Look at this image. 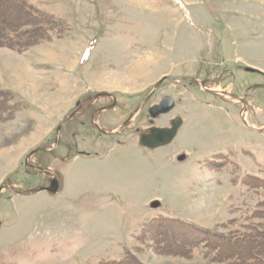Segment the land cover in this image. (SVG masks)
<instances>
[{
    "label": "rangeland",
    "instance_id": "374dc122",
    "mask_svg": "<svg viewBox=\"0 0 264 264\" xmlns=\"http://www.w3.org/2000/svg\"><path fill=\"white\" fill-rule=\"evenodd\" d=\"M1 14L20 25L0 29V186L46 185L24 160L54 144L32 161L60 182L56 193L1 191L0 264L256 261L253 249L264 247V0H0ZM163 75L242 100L190 80L163 79L151 90ZM103 91L117 98L102 117L112 126L152 94L113 136L76 113L56 137L84 96ZM163 95L175 107L150 114ZM173 115L182 125L171 143L140 145L147 125ZM248 234L249 248L234 244Z\"/></svg>",
    "mask_w": 264,
    "mask_h": 264
},
{
    "label": "water",
    "instance_id": "95a60500",
    "mask_svg": "<svg viewBox=\"0 0 264 264\" xmlns=\"http://www.w3.org/2000/svg\"><path fill=\"white\" fill-rule=\"evenodd\" d=\"M163 79H170L173 81H181V80H190L192 82H195L196 84L201 85L204 89L209 90L208 88H206L204 86V82L201 80H198L197 78L194 77H178V78H172V77H168L167 75H163L153 86L152 90H156L158 88V86L161 84ZM211 92H214L213 90H209ZM221 94H225V95H229L232 96L234 98L240 99L242 100V97L230 93V92H225V91H220ZM172 101L171 99L168 97L166 99H164L161 104H159L158 106L154 107V111L152 112L153 115H156L158 113H162L167 111L168 109L171 108ZM138 110V109H137ZM136 111H134L133 114H135ZM133 116V115H132ZM130 116L119 128L118 131H122V129L124 128V126H126L128 124V122L131 120ZM66 121H64L63 123H60L57 128H56V135L59 134L60 128L61 126H63V124ZM181 124V120L179 117L175 118L172 122L171 127L169 128H156V127H152L149 128L145 133H143L140 137L142 143L144 145H147L150 148H154V147H158V146H162L165 145L167 143H169L174 136L176 135L177 129L179 127V125ZM250 128L254 131L257 132H262L263 129L262 128H255V127H251ZM103 131V130H102ZM54 148L48 149L45 147H38L35 150H33L32 152H30L27 156V158H30L31 155L35 154L38 151H51ZM180 158H183V156H180ZM27 165V162L25 163ZM38 169L42 172H44L45 174L48 175L49 177V183L45 186H36V187H32V188H16L14 186H12L10 183H3L0 186V194L1 191L3 189H7L9 191H11L14 194H23V195H29V194H35L38 192H42V191H48L50 193H56L58 190V186H59V176H57L56 172H54L53 170L49 169V168H43V167H38ZM159 202L157 200H154L150 206L151 207H158L159 206Z\"/></svg>",
    "mask_w": 264,
    "mask_h": 264
},
{
    "label": "flooded vegetation",
    "instance_id": "af4514ba",
    "mask_svg": "<svg viewBox=\"0 0 264 264\" xmlns=\"http://www.w3.org/2000/svg\"><path fill=\"white\" fill-rule=\"evenodd\" d=\"M150 95H146L144 97L145 98H148ZM143 98L136 105V109L140 106L141 103H143L142 107H144V105L146 106V103L148 102V99L149 98L147 100L146 99H143ZM166 98H168V96L167 95H163L162 97H160V99L158 100L157 103H154L153 105H150L148 107L149 113L152 114V112L154 111L153 110L154 107H156L159 104H161V102L164 99H166ZM102 101L103 102L105 101V102L102 104ZM171 101H172L171 108L168 109L167 111H165L164 113H161L157 117H159V116H165L170 110H172L175 107V105H176L175 102L172 99H171ZM116 106H117V98L115 97V95L113 93H109V92L107 93V92L103 91V92H99V93L88 94V95H86V96H84L82 98V100L80 101V103H79L78 108L76 109V111L74 110L67 118H69V119L70 118H73L74 114L80 113L81 115L84 116V120H86L85 118L88 117L89 118V124H91L92 127H95L99 132H101L103 134H106V135H109V136H113V135H115L114 133H117L118 132L117 131L118 128L131 116V114L134 113V110H135V109L132 110V112L124 120H122V122H120L119 124L116 123L113 126L112 125H108V123L102 117H103L104 114L111 113L110 111L113 108H115ZM139 110H141V109H139ZM177 117H179V116L173 115V116L168 117V120H167L168 121V124L165 125V126H160V128L161 127H163V128H169V127H171L173 120L175 118H177ZM67 118H65V119H67ZM129 122H128V124H130ZM181 125H182V123H181ZM151 127H157V128H159L158 126H156L154 124L147 125L145 127L146 130H144V132H142V134L145 133L147 131V129H149ZM115 128H117V129L114 131ZM142 134L139 135L140 145L142 147L147 148V149H150V150L154 149V148H150L147 145H144L142 143V141L140 139V136ZM52 151L53 150H51V152ZM182 155H183V158H185L184 154H182ZM182 155H180V156H182ZM180 156H178V158ZM37 165H39V164H37ZM44 167H47V166H44ZM32 173H35L36 174L35 171H32ZM39 174H44V173H39ZM46 179H47L46 180V184H47V183H49V177L47 175H46Z\"/></svg>",
    "mask_w": 264,
    "mask_h": 264
},
{
    "label": "trees",
    "instance_id": "16d2710c",
    "mask_svg": "<svg viewBox=\"0 0 264 264\" xmlns=\"http://www.w3.org/2000/svg\"><path fill=\"white\" fill-rule=\"evenodd\" d=\"M2 15V14H1ZM0 15V18H2V21H0V29H4V27H5V24H6V22L8 21L10 24H14V26H17L18 27V25H20L19 24V22H16V23H14V21L13 20H10L9 18L11 17V15L10 14H4V16L2 15L1 16ZM25 16V15H24ZM20 23H22L21 21H20ZM11 26V25H10ZM9 29H12V30H17V29H15L14 27L13 28H11V27H8ZM241 234H239V236H240ZM260 235H263V233L262 234H259L258 233V236H260ZM253 241H255V238H253V236L252 235H246L245 237H244V239L243 240H241V241H235L234 242V244L235 243H239V244H241L242 246H244V247H246V248H249V244H251ZM253 244V243H252ZM255 252H256V257H255V262H254V260H252V261H249L247 264H264V262H262V259L263 258H260L259 256H262V255H264V247H263V249H261V248H259V249H253ZM249 252V251H248ZM245 254V253H244ZM252 254V252H249V256ZM240 257H242V256H240ZM247 257H245V259H246ZM263 261H264V259H263ZM262 262V263H261ZM238 264H242V262L239 260L238 261Z\"/></svg>",
    "mask_w": 264,
    "mask_h": 264
},
{
    "label": "bare ground",
    "instance_id": "6f19581e",
    "mask_svg": "<svg viewBox=\"0 0 264 264\" xmlns=\"http://www.w3.org/2000/svg\"><path fill=\"white\" fill-rule=\"evenodd\" d=\"M203 88V87H202ZM220 90L219 89H216V94H219ZM178 133V132H177ZM45 192V191H44Z\"/></svg>",
    "mask_w": 264,
    "mask_h": 264
}]
</instances>
